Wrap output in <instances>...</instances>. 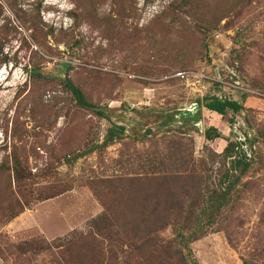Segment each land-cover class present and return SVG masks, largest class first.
<instances>
[{"label": "rangeland", "instance_id": "1", "mask_svg": "<svg viewBox=\"0 0 264 264\" xmlns=\"http://www.w3.org/2000/svg\"><path fill=\"white\" fill-rule=\"evenodd\" d=\"M171 2L124 0L131 10L115 17L111 0H91L90 15L80 0H0V264H50L52 252L67 255L82 238L105 247L103 235L119 233L109 213L126 211V193L144 179L197 176L199 210L224 179L221 153L235 140L250 165L190 243V264H243L264 254V0H208L207 24L235 10L201 34L170 25ZM35 65L44 78L29 76ZM64 77L108 118L81 108ZM208 95H245L244 108L216 114L201 104ZM113 124L124 131L104 143ZM210 126L220 137L205 138ZM159 234L171 238V227Z\"/></svg>", "mask_w": 264, "mask_h": 264}, {"label": "trees", "instance_id": "2", "mask_svg": "<svg viewBox=\"0 0 264 264\" xmlns=\"http://www.w3.org/2000/svg\"><path fill=\"white\" fill-rule=\"evenodd\" d=\"M111 2L113 6H116L115 9H112L115 17L122 13L125 17L127 16L126 12L131 10L125 6L124 0H111ZM80 3L86 8L85 14L90 15L92 12L96 14L95 6L93 7L91 0H80ZM205 3H208V0H172L165 10L173 12L170 25L177 28L188 26L191 28L190 30L193 29L200 34L210 32L211 29L216 28L222 18L227 17L230 12L235 10L234 7L230 8L225 13L213 18L212 23L207 24L204 16L211 9ZM175 10L179 13H176ZM33 13L37 14L38 8H34ZM186 16H189L190 24L184 26L183 23L188 21H185ZM103 17L109 21L113 20L111 16L104 15ZM30 22L32 26H37L35 16L30 18ZM72 45L78 47L80 40L75 39ZM60 65L64 70L70 67L67 62H61ZM262 70H264V66ZM27 73L36 78L45 77L37 65L27 69ZM261 78H264V74ZM62 81L81 108L89 109L99 117L108 118L103 108L90 102L71 79L64 77ZM261 87H264V84ZM241 99L242 102H239L226 96L208 95L203 97L201 104L206 110L224 115L227 111L236 113L243 109L245 95H242ZM184 114L190 113L184 112ZM186 122L190 123V121H184L182 124H186ZM112 126L106 133L104 143L111 142L117 137L120 138L124 131L122 125L113 124ZM204 136L207 139H212L220 137V133L214 126H210L205 129ZM221 157L227 165L224 179L204 194V203L201 204L199 210L193 208L196 187L199 183L197 176L176 173L154 179H161L160 182L155 183L151 182V179H144L143 181L147 182H143L140 189H130L126 193L125 201L128 204V206L124 205L126 211L120 209L119 212H116L117 215L112 212V215L114 213L118 216L116 219H114L115 215L112 217L109 213V216L114 220L113 228L119 233L113 238L103 235V238L109 241L105 247L100 240L97 242L95 238H82L79 239L80 243L75 245L72 251H70V246L66 247L67 255L62 250L52 252L50 264H104L106 260L111 264H190V243L214 223L218 214L228 204L232 187H235L244 176L251 161L236 140L227 143ZM3 165L0 166V172L3 170ZM18 165L19 162L14 159L11 169L17 172ZM243 186L247 187L248 182H244ZM116 205L117 202H112V206ZM107 210L109 208L105 207L106 213ZM193 213L194 220L191 221ZM260 220L261 223L264 222V209L260 212ZM168 226L171 227L172 237L167 239L161 237L159 233ZM225 233L231 246L235 247L236 243L230 235V230L227 229ZM118 249L123 252L121 260H117ZM261 253L263 251H257L250 259L243 258V264H254L256 260H262L264 264V254ZM192 264H196L195 261Z\"/></svg>", "mask_w": 264, "mask_h": 264}, {"label": "built area", "instance_id": "3", "mask_svg": "<svg viewBox=\"0 0 264 264\" xmlns=\"http://www.w3.org/2000/svg\"><path fill=\"white\" fill-rule=\"evenodd\" d=\"M201 77H203L204 75L200 74ZM245 150V149H244Z\"/></svg>", "mask_w": 264, "mask_h": 264}]
</instances>
